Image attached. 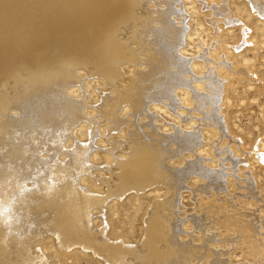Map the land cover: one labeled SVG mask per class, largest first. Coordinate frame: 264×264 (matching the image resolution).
Segmentation results:
<instances>
[{"label":"bare ground","instance_id":"bare-ground-1","mask_svg":"<svg viewBox=\"0 0 264 264\" xmlns=\"http://www.w3.org/2000/svg\"><path fill=\"white\" fill-rule=\"evenodd\" d=\"M215 1L208 5L202 1L210 10L209 24H215L212 19L217 20L219 14L228 17L224 0ZM177 2L0 0V264H31L34 241L45 234L55 236L62 247L79 243L103 257L105 264H125L124 256L138 248L128 240L109 237L101 227L96 232L89 226L98 198L79 184L87 167L85 146L67 139L75 125L83 120L92 122V117L63 90L75 82L73 77L80 69L100 80V94L91 112L108 119L113 124L110 128L118 127L124 117L137 123L136 128L124 132L134 147L115 159L119 186L138 191L153 184L164 186L165 196L151 200L147 209L144 237L138 242L146 247L140 264H196L193 260L203 257L205 264H226L222 249L209 247L215 237L207 226H211L209 215L215 211L210 206L215 204L197 201L201 212L187 218L198 229L197 242L191 232L185 238L178 235L181 227L175 207L180 189L190 177L199 178L189 187L194 197L219 188L221 172L208 168L197 150L202 143L200 127L210 117V112L204 111L212 97L203 92L212 84L203 80L223 82L219 69L231 71L232 66L222 54L223 60L210 67L215 70L205 76L194 73L193 62L182 54L190 33ZM253 7L264 14L259 3ZM216 28L218 38L224 26L217 24ZM123 65H129L128 75ZM182 85L184 96L177 98L175 90ZM203 98L205 102L200 101ZM159 101L175 112L180 108V120L190 119L195 125L190 130L173 125L172 132L160 133L149 108ZM222 118L219 113L217 126L226 130ZM168 140L174 147L167 146ZM204 178L207 181L199 182ZM236 221L239 224L232 242L242 234L241 221Z\"/></svg>","mask_w":264,"mask_h":264},{"label":"rangeland","instance_id":"rangeland-1","mask_svg":"<svg viewBox=\"0 0 264 264\" xmlns=\"http://www.w3.org/2000/svg\"><path fill=\"white\" fill-rule=\"evenodd\" d=\"M202 1L204 0H178L177 2L178 7L183 8L181 16L185 17L190 33L182 45V54L193 62L194 68L192 69L199 76H205L215 70L210 67L222 61L224 55H227L226 60L232 66L229 68L231 71L219 69L221 76L219 78L223 77V82L215 83L206 78L203 80L205 83L212 84L210 88L206 87L207 90H203L206 95L212 97L210 105H207L210 111L208 108L204 109L205 113L210 112V117L208 115L209 118L205 119V124L200 127L202 143L197 150L205 157L204 163L209 166L208 168H214L217 174L221 172L218 176L222 177L220 176L219 188H213V190L210 188L206 193H198L195 197L189 187L194 186L192 182L199 178L190 177L189 181L187 180V186L180 189L175 207L181 227L178 235L185 238L187 232H191L193 241H198V229L191 226L187 218L191 214L201 212L200 206L196 204L197 201L199 203L208 201V203L215 204V206H210L215 211L209 215L211 226H207V230L215 237L211 243L213 246L209 244V247L222 249L221 257L226 259V264H264V14L261 15L257 8L253 7V3H259L264 10V0H220L229 10H227L228 17L219 14L220 18L217 16V20L212 19L215 23H210L212 26L206 19L209 17L207 12L210 10ZM206 1L208 5L209 1L214 0ZM179 19L180 15L177 21ZM218 20H221L220 23ZM222 21L224 23H221ZM217 24L224 26L221 38L218 37L220 41L217 40V34L215 35L218 31ZM222 54L223 56H220ZM142 55L144 58V54ZM123 70L124 74L128 75L129 65H123ZM75 76L73 77L75 82L63 90L66 96L69 95V98L80 102L82 112L92 117V122L80 121L72 129V134L67 141L73 143L81 141L85 146L87 167L86 171L81 174L79 184L89 193L95 194L98 198L97 202L102 203L97 206L96 202L91 210L93 216L89 220V226H92L91 229L96 232L100 227L103 228L109 237L123 239L124 242L127 240L133 242L132 245H137L138 248L126 254L122 261L125 264H140V256L146 251V247L142 248L138 242L144 237L143 228L147 209L151 200L165 196L164 186L153 184L148 189L139 191L134 188L129 189L130 191L124 190L119 186V167L115 165V159L125 156L134 147L135 144L131 142V138L126 137L124 132L130 127L136 128L137 123L130 117L123 116L124 120L120 123V127L110 128L113 124L108 119H102L99 113L91 112V105L95 104L100 94L98 90L101 87L100 80L86 73V69H80ZM181 88L183 85L175 90L177 98L184 96ZM215 91H217L216 94H214ZM200 101L205 102V99H200ZM164 103L165 101H159L156 106L152 104L149 107L155 113L154 121L160 133L172 132L173 125L180 126L184 130H190L192 125H195L193 120H180L177 114L180 108L178 112H175L167 108ZM217 108L218 110L220 108V111ZM219 113L223 114L222 119L227 127L226 130L225 127L224 130H219L221 129L217 119ZM170 145L174 147L175 144L168 140L167 146L171 148ZM227 148L231 150L229 151L231 155L226 150ZM239 156L245 159L239 161L237 158ZM180 160V158L175 159L177 163ZM205 179L199 182L207 181ZM122 189L126 192L121 191ZM211 195L215 197H210ZM216 205H219L220 209ZM237 219L241 221L242 234L240 238L232 242L239 224ZM40 238L34 241L32 252L34 261L31 264H105L103 257L95 254L91 249L82 247L79 243L62 247L52 234H45ZM160 246L163 244L161 243ZM252 248L254 252H250ZM203 258L200 261H193L196 264H205L206 257Z\"/></svg>","mask_w":264,"mask_h":264}]
</instances>
